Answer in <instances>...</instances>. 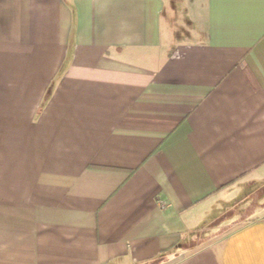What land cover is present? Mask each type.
Wrapping results in <instances>:
<instances>
[{"label": "crops", "instance_id": "obj_1", "mask_svg": "<svg viewBox=\"0 0 264 264\" xmlns=\"http://www.w3.org/2000/svg\"><path fill=\"white\" fill-rule=\"evenodd\" d=\"M0 264H264V0H0Z\"/></svg>", "mask_w": 264, "mask_h": 264}, {"label": "rangeland", "instance_id": "obj_2", "mask_svg": "<svg viewBox=\"0 0 264 264\" xmlns=\"http://www.w3.org/2000/svg\"><path fill=\"white\" fill-rule=\"evenodd\" d=\"M246 193L247 191L248 192H251V197L249 200H247L248 204H246L244 201H242V198H238L236 200H234V202L226 205L224 208H223V204H220L218 205V207H216L214 210H222V214L220 215L219 217V220H225V219H230L231 217H235V218H245L246 215L249 214V212L253 209L251 207V205L254 203L253 202V199L255 197H257V195L259 194V185L258 186H250V187H247L246 189ZM244 190V191H245ZM243 193V192H242ZM250 205V206H249ZM256 213L255 211L253 212V214ZM220 223V222H219ZM197 239V236L196 238Z\"/></svg>", "mask_w": 264, "mask_h": 264}]
</instances>
